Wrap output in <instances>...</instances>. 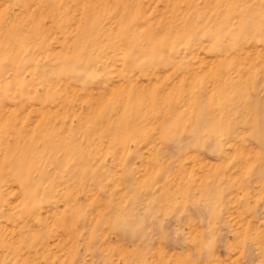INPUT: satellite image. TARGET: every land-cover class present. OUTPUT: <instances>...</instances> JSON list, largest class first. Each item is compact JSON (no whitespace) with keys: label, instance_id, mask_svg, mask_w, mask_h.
Here are the masks:
<instances>
[{"label":"rangeland","instance_id":"1","mask_svg":"<svg viewBox=\"0 0 264 264\" xmlns=\"http://www.w3.org/2000/svg\"><path fill=\"white\" fill-rule=\"evenodd\" d=\"M0 264H264V0H0Z\"/></svg>","mask_w":264,"mask_h":264}]
</instances>
